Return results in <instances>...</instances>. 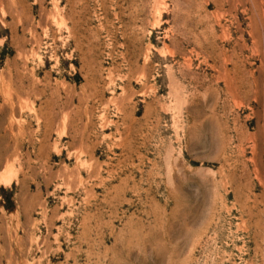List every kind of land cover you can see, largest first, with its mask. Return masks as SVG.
Masks as SVG:
<instances>
[{"label": "rangeland", "instance_id": "374dc122", "mask_svg": "<svg viewBox=\"0 0 264 264\" xmlns=\"http://www.w3.org/2000/svg\"><path fill=\"white\" fill-rule=\"evenodd\" d=\"M0 264H264V0H0Z\"/></svg>", "mask_w": 264, "mask_h": 264}]
</instances>
